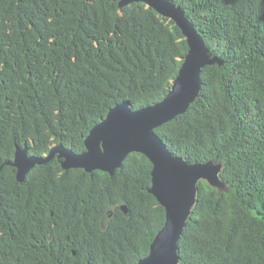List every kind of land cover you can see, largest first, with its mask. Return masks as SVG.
<instances>
[{
    "label": "trees",
    "instance_id": "16d2710c",
    "mask_svg": "<svg viewBox=\"0 0 264 264\" xmlns=\"http://www.w3.org/2000/svg\"><path fill=\"white\" fill-rule=\"evenodd\" d=\"M0 0V264H140L167 228L155 164L113 169L56 153L17 177V153L82 154L113 109L176 102L153 133L209 168L177 241L178 264H264V0ZM127 205L128 212L121 209Z\"/></svg>",
    "mask_w": 264,
    "mask_h": 264
},
{
    "label": "water",
    "instance_id": "95a60500",
    "mask_svg": "<svg viewBox=\"0 0 264 264\" xmlns=\"http://www.w3.org/2000/svg\"><path fill=\"white\" fill-rule=\"evenodd\" d=\"M146 1H148L150 3H158V1H156V0H146ZM197 43L199 45V51L191 53L187 59L188 62L191 63V65L193 67H191L190 71H185L186 72L185 75L178 78L175 81L174 86H175V91H176V99H177L176 102L171 103V104H163L151 112L150 111L132 112L130 110V108L128 107L127 103L118 106L117 108L112 110V112L109 114V117L105 121H103V123L97 129H95L92 132V134L87 138L88 150L82 154H77L74 151L67 149L63 146H54V148L46 156L28 155L27 150L19 151L17 153L16 159L14 162L15 166L17 167L18 179L20 181H23L26 174L30 171V169L34 165L43 164V163L48 162L56 153H58L61 157L65 158L64 164L66 166L84 167L87 170H93V169H97V168L113 169L116 167L115 165L117 162L121 163V160L124 158L126 153H128L132 150H139V149L128 148L127 151L126 150L121 151L123 153V154H121L123 156L119 155V156H121L120 157L121 159L113 157V160H112L113 164L109 165V164H107L106 158L102 154L103 152L101 149V146H102L101 143L104 142L105 143L104 145H106L108 143L109 139L111 138L110 134H115L118 137H123L128 132L129 129H132V128H135L138 126H146L145 131L148 132L152 136L153 139H156V141H158L163 146L167 155H171L167 152L165 146L162 144V142L159 140V138L153 133L152 130L157 124L161 123L159 121L161 118H164L165 119L164 121H166L169 118H171L172 115L181 112L185 108L186 97L188 95L186 88H188V85L190 84V82H192L196 78L197 73H198V63L199 62L194 57L195 56H201V54L203 52V48H202L201 44L198 41H197ZM184 86H186V88ZM124 108H125V110H124ZM116 110L117 111L120 110V113L118 115L112 116L111 114L113 112H115ZM123 111H125L130 116L140 114L141 117H139L136 121H134L128 127L125 128L124 126L117 125L118 121L116 120L117 118L123 116V113H124ZM164 121H162V122H164ZM153 124H156V125L152 126ZM126 137H127L126 141L134 140L133 139L134 136H130V137L126 136ZM126 137H124V138H126ZM141 146L142 145H140L138 143V147H141ZM139 151H141V150H139ZM108 155H109V153H108ZM110 155H112V153ZM177 160H181V159L177 158ZM183 164H185V163H183ZM186 166H189V165L186 164ZM189 167H192V165ZM194 167H200V166H194ZM155 173L156 174L154 177L153 191L156 192V194L159 196L160 200L168 206L169 222H168L167 228L159 235L158 239L155 241V244H154V247L152 250V254L148 258L143 260L140 264H143L144 262H146L147 260H149L152 257L157 242L161 238H163L164 236H168L167 238L166 237L165 238L169 239L168 241H170V243H172V241H174L175 244H173V245H174V247H176V249H178L177 248V241H178L180 232L182 231V227L184 225V224L182 225L181 230H180V232L177 233V235L172 230L169 205L166 201H164L161 198V196L159 195V193L156 191V188H155L156 176L158 174L156 165H155ZM121 209L124 210V212H128V208H127L126 204H123L121 206ZM188 213H189V208L187 209V211L185 213V219H186V215ZM184 222H185V220H184ZM175 238H176V241H175ZM170 246H172V244H170ZM176 261H178V255H177Z\"/></svg>",
    "mask_w": 264,
    "mask_h": 264
},
{
    "label": "rangeland",
    "instance_id": "374dc122",
    "mask_svg": "<svg viewBox=\"0 0 264 264\" xmlns=\"http://www.w3.org/2000/svg\"><path fill=\"white\" fill-rule=\"evenodd\" d=\"M190 70L191 67L186 69V71ZM123 112V116L116 120L118 121L117 125L124 126L125 128L141 117L140 114L130 116L125 111ZM119 113L120 110H116L111 115L115 116ZM164 120V118H161L159 121L162 122ZM155 125L156 124H153L152 126ZM145 127L146 126H138L129 129L123 137L110 134L111 138L108 143L106 145H104V142L101 143L102 154L109 165L113 164V157L120 158L123 156L121 155L123 154L121 151H127L128 148L139 149L142 152L144 151L154 160V164L158 171L155 188L161 198L169 205L172 223L171 227L177 235V233L180 232L182 225L185 223L184 220L187 209L190 204L195 201V186L197 181L202 179L212 183V176L207 173L209 168L189 167L186 166V164H183L184 162L182 160H177L176 157L167 155L163 146L145 131ZM126 136H134V140L126 141ZM138 143L142 146L138 147ZM111 153L112 155H110ZM118 164L119 162H117L115 166H118ZM165 237L167 238L168 236H164L157 242L152 257L143 264H178L176 261L177 249L173 245L175 242L172 241V243H170V241H168L169 239H166ZM170 244H172V246H170Z\"/></svg>",
    "mask_w": 264,
    "mask_h": 264
}]
</instances>
